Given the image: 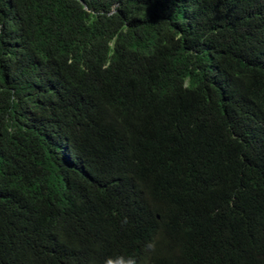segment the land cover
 I'll use <instances>...</instances> for the list:
<instances>
[{"label":"trees","instance_id":"obj_1","mask_svg":"<svg viewBox=\"0 0 264 264\" xmlns=\"http://www.w3.org/2000/svg\"><path fill=\"white\" fill-rule=\"evenodd\" d=\"M264 264V0H0V264Z\"/></svg>","mask_w":264,"mask_h":264},{"label":"clouds","instance_id":"obj_2","mask_svg":"<svg viewBox=\"0 0 264 264\" xmlns=\"http://www.w3.org/2000/svg\"><path fill=\"white\" fill-rule=\"evenodd\" d=\"M142 254L139 261V264H149L150 263V252H149V247L147 246L146 243L142 246Z\"/></svg>","mask_w":264,"mask_h":264}]
</instances>
